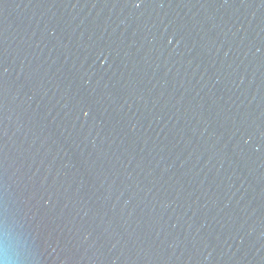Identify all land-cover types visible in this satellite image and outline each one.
<instances>
[{
  "label": "water",
  "instance_id": "water-1",
  "mask_svg": "<svg viewBox=\"0 0 264 264\" xmlns=\"http://www.w3.org/2000/svg\"><path fill=\"white\" fill-rule=\"evenodd\" d=\"M4 249L264 264V0H0Z\"/></svg>",
  "mask_w": 264,
  "mask_h": 264
},
{
  "label": "clouds",
  "instance_id": "clouds-1",
  "mask_svg": "<svg viewBox=\"0 0 264 264\" xmlns=\"http://www.w3.org/2000/svg\"><path fill=\"white\" fill-rule=\"evenodd\" d=\"M0 264H16V261L7 249L0 250Z\"/></svg>",
  "mask_w": 264,
  "mask_h": 264
}]
</instances>
